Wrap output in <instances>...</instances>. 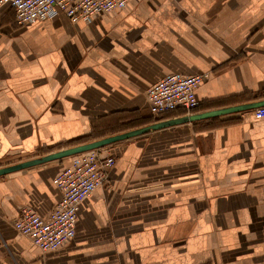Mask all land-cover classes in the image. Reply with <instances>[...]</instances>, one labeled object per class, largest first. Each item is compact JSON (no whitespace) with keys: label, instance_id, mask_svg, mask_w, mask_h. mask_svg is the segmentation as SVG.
<instances>
[{"label":"crops","instance_id":"1","mask_svg":"<svg viewBox=\"0 0 264 264\" xmlns=\"http://www.w3.org/2000/svg\"><path fill=\"white\" fill-rule=\"evenodd\" d=\"M202 73L191 114L264 100V0H129L90 23L60 12L27 26L3 5L0 169L185 116L153 119L146 92ZM105 150V184L46 253L12 224L23 206L48 217L71 157L0 176V264H264V119L252 110Z\"/></svg>","mask_w":264,"mask_h":264},{"label":"built area","instance_id":"2","mask_svg":"<svg viewBox=\"0 0 264 264\" xmlns=\"http://www.w3.org/2000/svg\"><path fill=\"white\" fill-rule=\"evenodd\" d=\"M128 1L0 0V7L8 5L14 12L15 23L27 26L52 19L60 12L73 23H90L96 14L123 8ZM208 78V73L164 77L146 92L150 115L157 118L177 110L191 114L199 104L195 91ZM252 116L264 119V106L252 110ZM114 164V157L105 147L72 156L69 165L53 181L60 200L48 217L42 219L30 207L23 206L13 221V229L42 253L62 247L73 235L80 203L105 184Z\"/></svg>","mask_w":264,"mask_h":264},{"label":"water","instance_id":"3","mask_svg":"<svg viewBox=\"0 0 264 264\" xmlns=\"http://www.w3.org/2000/svg\"><path fill=\"white\" fill-rule=\"evenodd\" d=\"M264 106V100L263 101H256L252 103H247V104H242L238 106H231V107H225L221 109H216V110H211V111H206L203 113H195V114H190V115H185L179 118L175 119H170L166 121H161V122H156L154 124L135 129L132 131H128L122 134L118 135H113L110 137H106L100 140H96L90 143H85L82 145H77L73 147H69L54 153H50L48 155H45L43 157H39L30 161L22 162L16 165L4 167L0 169V176H4L6 174L30 168L39 164L55 161V160H61L64 158H69L78 154L86 153L89 151L97 150V149H102L108 145H111L113 143L126 140L129 138H133L136 136H140L143 134H146L151 131L163 129L166 127L178 125V124H183V123H188V122H196V121H202V120H207V119H212L220 116H225V115H230L238 112H243V111H251L260 107Z\"/></svg>","mask_w":264,"mask_h":264},{"label":"trees","instance_id":"4","mask_svg":"<svg viewBox=\"0 0 264 264\" xmlns=\"http://www.w3.org/2000/svg\"><path fill=\"white\" fill-rule=\"evenodd\" d=\"M196 109H197V107L195 108V109H193L192 111H191V113H193V112H195L196 111ZM178 111V110H177ZM183 111V110H182ZM174 112H176V111H174ZM174 112H171V113H166V114H164V115H162V116H160V117H157V118H154V117H152L151 115V117L153 118V119H162L163 117H165L166 115H168V114H172V113H174ZM150 114V113H149ZM152 122H153V120H152ZM80 140H77V141H75L76 143L77 142H79ZM72 143H74V142H70V143H67V145L68 144H72ZM72 146V145H71ZM75 146V145H74Z\"/></svg>","mask_w":264,"mask_h":264}]
</instances>
